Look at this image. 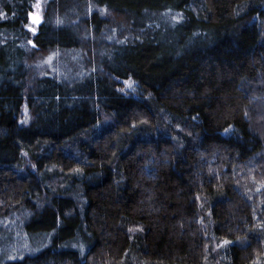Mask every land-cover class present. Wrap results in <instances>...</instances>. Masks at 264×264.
<instances>
[{
	"label": "trees",
	"instance_id": "trees-1",
	"mask_svg": "<svg viewBox=\"0 0 264 264\" xmlns=\"http://www.w3.org/2000/svg\"><path fill=\"white\" fill-rule=\"evenodd\" d=\"M37 1L0 0V264H264V0Z\"/></svg>",
	"mask_w": 264,
	"mask_h": 264
},
{
	"label": "rangeland",
	"instance_id": "rangeland-1",
	"mask_svg": "<svg viewBox=\"0 0 264 264\" xmlns=\"http://www.w3.org/2000/svg\"><path fill=\"white\" fill-rule=\"evenodd\" d=\"M44 1H46V0H38L37 1L36 8H38L37 10H38L39 16H41V14H42ZM57 58H58V60H62V59H60L61 58L60 56H58L56 54H50V55H47L44 58V60L37 62L35 64H32L33 68L35 69L36 76H40V75L42 76L44 74L45 68H48V70H50V71L52 69H56V70H52L54 72H52L51 75L55 74L59 77H66L67 74L62 73V71L59 69L58 66H57V68L55 67V62H56ZM80 58H81V56L78 54L66 52L64 54V57H63V59L65 60L63 63H65L66 65L72 66L73 68L74 67L79 68L77 71L79 73V71H81V68H82L81 66H79V62L81 61Z\"/></svg>",
	"mask_w": 264,
	"mask_h": 264
}]
</instances>
